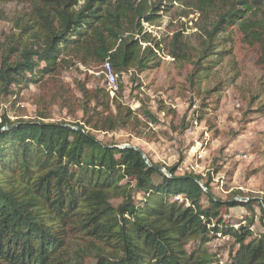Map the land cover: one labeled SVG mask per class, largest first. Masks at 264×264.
Masks as SVG:
<instances>
[{
	"label": "trees",
	"instance_id": "trees-1",
	"mask_svg": "<svg viewBox=\"0 0 264 264\" xmlns=\"http://www.w3.org/2000/svg\"><path fill=\"white\" fill-rule=\"evenodd\" d=\"M40 2L38 19L23 29L28 38L7 47L0 42L2 94L17 96L73 59L84 65L109 62L118 76L132 67L148 69L163 42L144 24H156L178 4L204 19L191 82L202 81L223 62L234 29L248 44L261 46L258 63L264 66V0ZM183 49L174 44L171 54L184 60ZM118 84L116 98L107 94L108 110L124 93L123 82ZM91 99L100 104L98 96ZM143 115L152 120L149 111ZM91 125L47 122L44 116L0 123V264H66L63 228H80L115 249L112 254L97 249L93 264H264V232L256 235L252 220L234 224L225 217L258 202L223 201L200 175L151 169L139 153L99 141L87 132ZM118 190L126 198L114 207L110 197ZM261 208L264 217V203ZM225 237L233 238L234 250L223 262L207 245Z\"/></svg>",
	"mask_w": 264,
	"mask_h": 264
},
{
	"label": "rangeland",
	"instance_id": "rangeland-1",
	"mask_svg": "<svg viewBox=\"0 0 264 264\" xmlns=\"http://www.w3.org/2000/svg\"><path fill=\"white\" fill-rule=\"evenodd\" d=\"M40 3L0 0L3 45L28 38L23 29L38 19L36 6ZM201 25L204 19L200 14L180 4L156 24L145 25L153 38L163 42L162 50L148 69L140 72L132 67L119 75L125 90L111 104V110L106 109L110 101L101 74L103 65H84L73 59L56 75L45 77L17 96L2 94L0 87V123L5 118L16 122L44 116L47 122L84 126L90 120L87 132L103 143L136 146L165 173L174 169L178 176L200 175L223 201L240 196L258 202L251 209L233 208L225 217L234 224L252 220V231L259 235L264 232V66L258 63L262 48L248 44L234 29L223 62L202 81L191 82L190 63L202 46ZM178 33L181 37L175 42ZM174 44L184 45V60L171 54ZM95 95L100 100L97 106L91 99ZM117 95L109 94L110 99ZM145 110L153 121L143 115ZM125 198L126 192L118 190L110 202L116 207ZM61 234L66 264H93L97 249L115 252L111 245L92 239L80 228H63ZM207 247L226 262L234 250V240L220 238Z\"/></svg>",
	"mask_w": 264,
	"mask_h": 264
},
{
	"label": "water",
	"instance_id": "water-1",
	"mask_svg": "<svg viewBox=\"0 0 264 264\" xmlns=\"http://www.w3.org/2000/svg\"><path fill=\"white\" fill-rule=\"evenodd\" d=\"M67 129H70V130H73V131H82L79 127H74V126H71V125H66L65 126ZM121 150H133L137 153H139L143 160L145 161V163L149 166V168L151 169H154V170H160V171H163L164 172V169L161 168V167H157L155 166L152 161L146 156V154L141 150L139 149L138 147L136 146H133V145H124V146H121L120 147ZM166 174H170V173H167ZM198 184H200V186L206 191L208 192V189L207 187L199 180H196ZM234 201H239V202H242V203H245V202H248L249 199H245L243 197H237L236 199H234Z\"/></svg>",
	"mask_w": 264,
	"mask_h": 264
},
{
	"label": "built area",
	"instance_id": "built-area-1",
	"mask_svg": "<svg viewBox=\"0 0 264 264\" xmlns=\"http://www.w3.org/2000/svg\"><path fill=\"white\" fill-rule=\"evenodd\" d=\"M102 67L103 70L101 74H103L105 78V83L107 84L109 94L112 97H115L119 93L118 75L114 72L111 63L106 62Z\"/></svg>",
	"mask_w": 264,
	"mask_h": 264
}]
</instances>
